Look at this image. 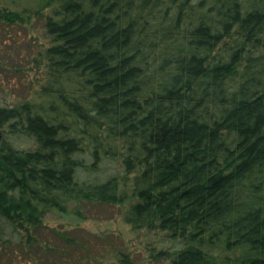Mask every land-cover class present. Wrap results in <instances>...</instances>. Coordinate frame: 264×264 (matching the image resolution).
I'll return each instance as SVG.
<instances>
[{"label": "trees", "instance_id": "1", "mask_svg": "<svg viewBox=\"0 0 264 264\" xmlns=\"http://www.w3.org/2000/svg\"><path fill=\"white\" fill-rule=\"evenodd\" d=\"M46 1L0 7V34L36 20L46 39L8 69L0 50L44 76L0 87V264L98 261L44 224L88 204L179 242L155 264H264V0Z\"/></svg>", "mask_w": 264, "mask_h": 264}, {"label": "rangeland", "instance_id": "2", "mask_svg": "<svg viewBox=\"0 0 264 264\" xmlns=\"http://www.w3.org/2000/svg\"><path fill=\"white\" fill-rule=\"evenodd\" d=\"M46 2V0H0V7L19 12L39 10L43 14H49L53 6L51 4L46 6L44 4ZM32 25L34 30L29 29L28 32L24 29L8 28L5 34H0V50H7L11 55V58L7 56L9 59L5 61L6 69L19 65L29 57L33 47L28 44L30 40L46 44L41 24L34 20ZM12 38L19 41L15 42ZM26 75L27 77H20L18 74L12 75V72L7 73L6 70L0 69V87L9 86V91L13 90L11 92L14 97L27 98L30 96L29 87L33 85V89H37L44 76L35 70L27 72ZM126 206L88 204L84 207L83 219L76 218L69 212L50 211L44 218V224L48 228L68 233L85 242L86 249L88 248V251L90 249L93 255L104 253L98 261L91 262L86 259L80 263L81 252L71 248L70 256L64 259V264H117L115 255L119 251L128 253L134 264H155L150 258L152 249L173 251L180 247L178 241H172L160 232L133 231L123 219Z\"/></svg>", "mask_w": 264, "mask_h": 264}]
</instances>
